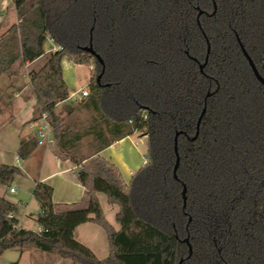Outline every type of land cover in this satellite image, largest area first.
I'll list each match as a JSON object with an SVG mask.
<instances>
[{"label": "trees", "instance_id": "obj_1", "mask_svg": "<svg viewBox=\"0 0 264 264\" xmlns=\"http://www.w3.org/2000/svg\"><path fill=\"white\" fill-rule=\"evenodd\" d=\"M10 1L17 21L0 34V76H19L44 57L28 71L36 110L76 165L85 200L55 204L52 186L38 182L35 231L0 196V255L36 249L75 264H264V85L242 52L264 78V0ZM47 39L55 50H45ZM64 56L93 66L80 101L95 114L93 154L135 133L147 140L126 184L111 161L77 157L85 132L68 137L56 107L69 97ZM20 173L0 164V185ZM97 194L118 207V229ZM85 222L104 231L106 257L75 238Z\"/></svg>", "mask_w": 264, "mask_h": 264}, {"label": "crops", "instance_id": "obj_2", "mask_svg": "<svg viewBox=\"0 0 264 264\" xmlns=\"http://www.w3.org/2000/svg\"><path fill=\"white\" fill-rule=\"evenodd\" d=\"M16 21V11L11 1L0 0V34H2L9 26L16 23ZM54 48L55 47L53 46L52 49ZM41 58L42 57L36 59L31 63L23 65V72L19 76H13L10 78L0 76V164L16 165L21 170V176H23L24 174L28 175L29 181L25 182L24 184L22 181H20V177L15 178L14 181L18 186H22L23 193L27 192L29 194V197L27 198V200H25L26 198L23 196L15 200L7 198L5 196L7 188L9 191L10 187H15V190L13 192H9L11 194L16 193V186L12 185L10 187H4V189L0 188V196H3L4 198L17 205V211L14 216L18 219V224L27 229L31 228L24 226L23 222L27 216L29 204H31L32 200L35 199L33 197V189L38 182H44L52 186V201L55 204L64 205L67 207H70L71 205L80 206L84 203L85 200L84 188L76 178L77 167L69 159L61 158L60 155L56 152L54 145L55 142L53 140L52 134L49 133L47 140L43 142V144L37 143V121L39 116L37 115L36 101L29 85L28 71L31 69L39 68L43 64V62L37 63L39 60H41ZM25 69L26 71L24 72ZM70 95L71 94H69V98ZM33 128H36L35 133L33 131ZM134 135L136 134L125 136L113 142L109 146L100 150L98 153L92 154L91 156L85 158L83 160V163L90 161V159L98 155L116 165L120 173H123V171L131 172L140 164L135 163L134 165H132L130 161V154H128L129 151L124 150L125 148L123 143L126 140L131 139V137H133ZM139 138L142 139V137ZM39 147H42L40 152L42 156V163L44 164L45 162V173L42 170L41 164L40 171L38 172V174H35V176L34 174H29L27 164L30 158L38 153L37 150ZM124 152H126L125 158ZM143 163L144 159L141 164ZM1 186L2 185H0V187ZM100 195L101 194H97V197L105 217V203L101 199ZM105 202H107L106 198ZM19 204H23L24 208H18ZM107 204L112 205L109 203ZM113 206H115L116 209H112L111 213H113V218L115 221V213L117 212L118 207L116 205ZM38 211L39 206L35 210L34 214H31L32 216H30L33 220L34 225H36V228L31 230H39L38 225L35 221V217ZM111 225L115 229L119 228V225L117 223L116 225ZM98 229L102 231L103 238L106 242V248L103 245V249L100 253H94L98 258H104L108 254V244L105 233L100 226L92 222H85L75 228L74 236L76 239H78V231L80 232V237L83 238H86L88 236V233L85 234L86 232H93L95 235L100 236ZM83 240L80 239V241ZM26 252L28 251L26 250L21 253L19 257L20 261L25 258ZM48 260L49 262L53 261L51 259ZM57 262L55 264H58Z\"/></svg>", "mask_w": 264, "mask_h": 264}, {"label": "rangeland", "instance_id": "obj_3", "mask_svg": "<svg viewBox=\"0 0 264 264\" xmlns=\"http://www.w3.org/2000/svg\"><path fill=\"white\" fill-rule=\"evenodd\" d=\"M51 47V48H50ZM45 50H50L53 48L52 42L47 39L44 44ZM44 61V57L41 58L37 63H42ZM39 65V64H38ZM61 67H62V75L65 79V82L68 87V91L70 95V98L68 97L66 100L59 102L57 104V111H59L64 119V123L69 129L70 134H68V137H71V134L78 132H85V135L82 136V138L76 142V152L77 157L80 159H85L89 156H91L94 152V146H95V140H94V134L91 131L93 123V118L95 116L94 112L91 109H88L81 105V91L88 89V81L90 78V74L94 76V70L92 69V64H74L72 63L66 56H64L61 59ZM26 69L24 70V72ZM23 72V71H22ZM38 115V112H37ZM95 125V124H94ZM93 125V127H95ZM90 130V132H88ZM34 133L36 132V128H33ZM131 139L126 140L124 145V150H128V154H130V161L132 165L140 164L135 169H133L131 172H125L121 174V180L124 184L128 183L131 175L142 166V161L144 159V154L146 152L147 148V140L143 134L135 133ZM144 136V137H143ZM139 137H142L140 139ZM56 152L60 155L61 158L66 159L67 153L62 151L60 147H58L56 141H54ZM128 148V149H127ZM41 149L42 147L38 148V153L34 155L32 158H30L28 162V172L29 174H38L41 168L42 164V170L45 173V162L42 163V156H41ZM73 153H75L72 150ZM124 158L126 157V152H124ZM40 156V157H39ZM94 161V158L90 159V161L85 162L87 165H92ZM36 176V175H35ZM20 181L23 182V184L27 181H29V177L27 174H24L21 176L20 174L17 175L15 178H19ZM14 178V180H15ZM11 183L12 186H16V193L11 194L8 191L5 193V196L7 198H11V200H15L20 198L21 196L27 198L29 197V194L23 193L22 186H18L15 181ZM6 186H1L0 188L4 189ZM15 188V187H14ZM26 194V195H25ZM101 199L105 203V217L106 219L113 225H116L113 213H111L112 209H116L113 205H108L107 202H105V196L103 194L100 195ZM24 201V200H23ZM25 202V201H24ZM39 206L38 202L33 199L31 204H29L27 216L24 220V226L35 229L36 225H34L33 220L30 216L31 214H34L35 210ZM18 208L22 209L24 208L23 204H19ZM100 236L95 235L93 232H86L88 233V236L86 238L80 237V232L77 233V239L79 242L83 243L87 247H89L93 252L96 254L100 253L103 249V245L106 248V242L103 238L102 231L99 230ZM84 240H83V239ZM83 240V241H80ZM25 254V258L23 260H19L20 254L17 249H7L0 255V264H55L57 261L58 264H75L72 261L69 260H63L58 257H56L53 254L39 251L36 249H30L27 250ZM41 257V258H40ZM40 258V259H39ZM48 259H51L53 261H50ZM19 260V261H18Z\"/></svg>", "mask_w": 264, "mask_h": 264}, {"label": "water", "instance_id": "obj_4", "mask_svg": "<svg viewBox=\"0 0 264 264\" xmlns=\"http://www.w3.org/2000/svg\"><path fill=\"white\" fill-rule=\"evenodd\" d=\"M201 13V11L199 12V14ZM242 47V46H241ZM82 49L86 52H89L91 53L95 58L98 59V61L101 63V59L99 58V56L97 54H95V52L93 51L91 45H88V46H85V47H82ZM209 51V46L207 47V52ZM242 52L245 56V58L247 59L248 63H249V66L251 67V70L254 74V76L264 85V78L260 75V73L258 72L254 62L252 61V59L250 58V56L247 54V52L242 48ZM100 76L101 74H98L97 77H96V80L99 81L100 79ZM203 112H204V109L202 110L199 118H198V121H197V127L199 125V122L201 120V117L203 115ZM174 150H175V153H176V161H175V165H174V172L177 168V165H178V155H177V148H176V138L174 140ZM175 175V174H174ZM184 193H185V188L183 189V197H184ZM191 251V249L189 248V252ZM182 261V259H180V261L178 262V264H180Z\"/></svg>", "mask_w": 264, "mask_h": 264}, {"label": "built area", "instance_id": "obj_5", "mask_svg": "<svg viewBox=\"0 0 264 264\" xmlns=\"http://www.w3.org/2000/svg\"><path fill=\"white\" fill-rule=\"evenodd\" d=\"M51 50H55L54 49H51ZM88 94V89L87 90H82L81 91V98L85 97L86 95ZM37 126H38V129H37V136H38V139H37V143L38 144H43V142H45L48 138V135L50 133V130H51V127H50V124L47 120V115L46 113H41L39 115V118H38V121H37ZM15 190L14 187H10L9 188V191L13 192Z\"/></svg>", "mask_w": 264, "mask_h": 264}]
</instances>
